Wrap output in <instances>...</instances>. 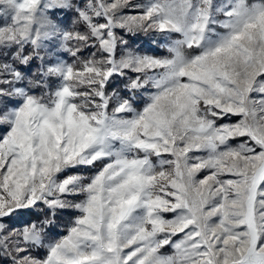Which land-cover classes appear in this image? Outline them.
Returning a JSON list of instances; mask_svg holds the SVG:
<instances>
[{
  "label": "snow or ice",
  "instance_id": "snow-or-ice-1",
  "mask_svg": "<svg viewBox=\"0 0 264 264\" xmlns=\"http://www.w3.org/2000/svg\"><path fill=\"white\" fill-rule=\"evenodd\" d=\"M0 264H264V0H0Z\"/></svg>",
  "mask_w": 264,
  "mask_h": 264
},
{
  "label": "rangeland",
  "instance_id": "rangeland-1",
  "mask_svg": "<svg viewBox=\"0 0 264 264\" xmlns=\"http://www.w3.org/2000/svg\"><path fill=\"white\" fill-rule=\"evenodd\" d=\"M132 41H135V44L134 46L137 47V48H141V49H145V50H155V52L157 54H166V51L160 47L159 43H158V40H153L152 39V35L149 34V35H139V36H136V37H132L131 38ZM200 175H203L202 173ZM64 219V218H63ZM62 219V222H61V226L59 227V229H61V232L57 231V233H59L60 235H64L66 234V228H65V225L67 224V219L65 218L64 220ZM11 227V225H10ZM162 251L166 252V253H171V249L170 248H165V249H162Z\"/></svg>",
  "mask_w": 264,
  "mask_h": 264
},
{
  "label": "trees",
  "instance_id": "trees-1",
  "mask_svg": "<svg viewBox=\"0 0 264 264\" xmlns=\"http://www.w3.org/2000/svg\"><path fill=\"white\" fill-rule=\"evenodd\" d=\"M68 59H69V61L71 60V58H70V57H69ZM65 218H66V217H65ZM65 218H64V219H65ZM64 219H63V220H64ZM66 219H67V218H66ZM56 230H57V231H59V232H61V229H59V228H58V229H56Z\"/></svg>",
  "mask_w": 264,
  "mask_h": 264
}]
</instances>
